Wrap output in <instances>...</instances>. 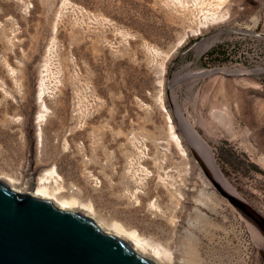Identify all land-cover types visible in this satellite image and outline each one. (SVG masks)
I'll return each instance as SVG.
<instances>
[{"label": "rangeland", "instance_id": "374dc122", "mask_svg": "<svg viewBox=\"0 0 264 264\" xmlns=\"http://www.w3.org/2000/svg\"><path fill=\"white\" fill-rule=\"evenodd\" d=\"M188 124L239 140L228 171L203 144L264 218V0H0V177L55 168L63 196L181 264H263L264 233L209 182Z\"/></svg>", "mask_w": 264, "mask_h": 264}, {"label": "water", "instance_id": "95a60500", "mask_svg": "<svg viewBox=\"0 0 264 264\" xmlns=\"http://www.w3.org/2000/svg\"><path fill=\"white\" fill-rule=\"evenodd\" d=\"M201 159L215 190L264 233V218L213 178ZM0 264L152 263L132 250V241L104 233L92 218L56 206L52 199L17 193L0 179Z\"/></svg>", "mask_w": 264, "mask_h": 264}, {"label": "bare ground", "instance_id": "6f19581e", "mask_svg": "<svg viewBox=\"0 0 264 264\" xmlns=\"http://www.w3.org/2000/svg\"><path fill=\"white\" fill-rule=\"evenodd\" d=\"M204 17L206 19H208V17H206V15ZM224 17H223V19H224ZM211 18L214 21L216 20V18L214 16ZM219 19H221V18H219ZM205 24H206V22H205ZM202 25H204V24H202ZM11 72L14 73V69H12ZM43 89H44V87L43 88L41 87V91L39 90L40 92H38L39 93L38 94L39 99L42 98V93L44 91ZM42 103H43L42 109L46 110V105L44 104L43 101H42ZM42 119H44V114L41 113V114H39V116L37 118V122L39 123L40 120H42ZM168 119L170 122L169 123L170 124V126H169L170 127V129H169L170 133L169 134H171L170 139H172L174 141L175 145H177L179 150L182 152V155L187 156V150L183 146L180 136L177 134V132L174 131L175 128H174V125L172 123L171 117L168 116ZM38 128H39L38 137H40V125L38 126ZM38 143L40 145V142H38ZM207 166H208V164H207ZM207 170L213 178H215L219 183H221L220 180L215 176V175H217V172L212 166L209 167V169L207 168ZM0 179H4L5 183L9 186V188L12 189L13 191L17 192V193H27V194H30L32 196L42 198V199H52V203L56 206H59L61 208H64V209H67V210H70L73 212L80 213L81 215L87 216L89 218H92V220L97 225V227L101 231H103L104 233L118 237V238H122V239L132 241V250L137 255L148 260L152 264H178L179 263V261H177L178 258L176 259V256L172 252L171 248H166L163 245L155 242L151 238L149 239V238L142 236L137 230L129 229V228L125 227L120 222L114 221V222H111L109 224H104L95 215L93 206L90 202L89 203H83L79 199L75 198L74 196L73 197L63 196L61 193L63 190V186H60L58 184L57 179L59 180L60 176L58 175L55 168L47 170V171L43 172L41 175H39L37 178V181L35 183V186H33V187H30V185L28 184L27 181L20 179L19 177L17 178V177H13V176L12 177L11 176H2V177H0ZM53 182L55 183V186H53V184H52ZM223 187H224V185H223ZM225 189H227V188H225ZM227 191H228V189H227ZM255 234H256L257 238H260L259 233H257L255 231ZM260 248H261L262 254L264 256V242L260 244ZM186 262H188L189 264H192V263L198 264L197 262H191V260L189 258H186ZM179 264H181V262Z\"/></svg>", "mask_w": 264, "mask_h": 264}, {"label": "crops", "instance_id": "0c3cea01", "mask_svg": "<svg viewBox=\"0 0 264 264\" xmlns=\"http://www.w3.org/2000/svg\"><path fill=\"white\" fill-rule=\"evenodd\" d=\"M187 129L189 131V135L193 137L192 141L195 145L194 147L198 149L205 161L216 170L217 177L219 176L218 179L224 185V187L228 189L227 183L215 167V164L213 163V159L207 147L204 144H201V140L199 141L194 130L189 124L187 125ZM197 130L200 131L203 141L210 148V151H212V154L214 155L222 170L228 171L230 169V166L232 165L228 159L224 158L223 152L225 151L230 152L237 159L246 161L247 156L245 155V153L243 154L239 150H237V144L239 145V140L232 139L230 136H223L222 134H219L210 127L206 126L201 128V130L197 128Z\"/></svg>", "mask_w": 264, "mask_h": 264}]
</instances>
